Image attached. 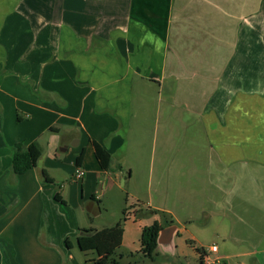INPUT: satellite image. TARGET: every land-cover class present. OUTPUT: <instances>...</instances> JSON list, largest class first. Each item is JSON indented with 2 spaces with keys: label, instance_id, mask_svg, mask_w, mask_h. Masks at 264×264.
Returning <instances> with one entry per match:
<instances>
[{
  "label": "crops",
  "instance_id": "crops-1",
  "mask_svg": "<svg viewBox=\"0 0 264 264\" xmlns=\"http://www.w3.org/2000/svg\"><path fill=\"white\" fill-rule=\"evenodd\" d=\"M263 37L264 0H0V125L24 119L34 125L23 138L5 129L0 139V264H67L75 247L70 233L77 239L82 228L113 225L93 222L112 210L109 198L118 201V214L140 225L135 243L125 220L122 246L138 252L122 260L145 261L142 229L161 216L139 211L162 210L178 223L171 209L138 196L150 189L144 180L131 196L137 201L129 197L135 169L145 168L137 132L161 119L166 88L186 102H170L168 127L195 116L206 130V156L220 162L217 191L236 188L242 173L234 165L248 167V160L264 167ZM194 93L208 97L206 107L190 99ZM148 113L152 124L145 122ZM20 140L37 142L43 154L37 167L15 174L12 146ZM94 141L111 153L112 171L102 167ZM83 150L85 175L77 180ZM43 168L53 182L44 180ZM240 204L232 209L243 227L231 238L249 248L229 254L218 246L214 255L220 264H264V207ZM72 205L90 214L71 223L60 208ZM61 223L72 231L59 234ZM179 233L177 226L158 248L174 251Z\"/></svg>",
  "mask_w": 264,
  "mask_h": 264
},
{
  "label": "rangeland",
  "instance_id": "rangeland-1",
  "mask_svg": "<svg viewBox=\"0 0 264 264\" xmlns=\"http://www.w3.org/2000/svg\"><path fill=\"white\" fill-rule=\"evenodd\" d=\"M18 10L19 12L22 11V6ZM18 27L19 31H21L23 22H20ZM166 89L169 92L164 91L165 97L161 103V119L152 124L153 120L150 114H146L145 122L152 125L148 128H142L137 132L141 139L140 147L143 148V164H145V168L143 167L139 171L135 169L131 183L132 191L129 196L130 199L136 200L131 196H136V188L139 182H141L140 180H144L145 188H147L149 183L150 186L148 187L150 189H144L141 195V192H139L138 196L144 201L152 199L154 205H161L164 208L171 209L174 217L178 221L177 226L180 228V233L175 238L177 247L174 251L165 249L164 247H161V249L158 248V256L154 263L200 264V254L197 250L198 246L209 249L211 245L215 244L222 251H226L229 254L248 249L250 245L248 242L240 243L233 241L231 238L233 233H238L243 227L240 225L243 221L238 217L237 212L232 209V206L234 203L239 204V206L241 205L240 203H243L255 204L261 208L264 207L263 165L259 166V164L248 160L244 161L245 164H248V167H244L241 164L234 165L238 172L242 173L241 178L236 182V188L233 190L226 188L225 190H228L224 193L217 191V182L219 180L217 172L220 167V162L216 159L215 155L214 157L206 156L210 155L207 153L210 147L208 146L207 148L208 144L205 142L207 137L206 130L204 127H200L198 119L195 116L194 119L196 121L192 120L191 123L188 122L185 124L178 123V125L173 124L168 127L165 119V115L167 114L165 110H167L170 102H173V104L177 102L178 106L184 105L186 102L185 98L181 95L175 100L172 97L173 90L170 88ZM153 90L156 92V87ZM215 92L220 94L219 91ZM151 94L156 96V93L151 92ZM195 96L198 97V94H192L190 99L193 98L196 100L197 98ZM199 99L201 100L199 103H203L204 107H206L208 97ZM209 99L222 100L223 97ZM137 102L140 103L137 96H135V105H137ZM221 102H225V99ZM155 104H158L156 100ZM178 110L180 111L181 109L178 108ZM184 113V110H182L179 115ZM1 122L3 123L2 119L0 120V124ZM11 125L9 127L7 123L3 129L0 125V139L5 129L19 132V135L22 137L29 128L34 127L26 119L22 122L16 120ZM19 142L25 144L24 140H20ZM0 163H2V160H0ZM205 173H208L207 177H205ZM55 177L59 179L60 183H63L64 179L62 177L60 178L58 175ZM82 178L77 180H81ZM77 180H75V184L81 182ZM108 180L110 181L111 177ZM113 186L111 185L109 188ZM95 190L97 191L96 195L99 196V184L98 187H95ZM118 193L119 195L121 194L120 189H118ZM105 204L111 207L112 210L105 212L98 220L94 219L93 222L95 225H115L114 223L116 221L121 220L123 224L126 223L121 211L119 214L117 212L116 207L118 201L116 199L109 198L107 201L105 200ZM202 207L204 209L206 207L207 214L205 216L201 214ZM60 210L62 217H67L71 223L75 222L76 218L80 220L82 216L85 217V214H90L76 210L73 205L68 208H60ZM256 211L263 212V209ZM192 216L195 218L198 217V219L195 220ZM169 218L171 219L170 215ZM126 221L127 226H130L133 230L131 233H135L133 235V241L137 243V232L140 225L133 220L132 216L127 217ZM67 231H72V229L68 230L67 225L61 223L59 234H64ZM69 235L75 246L71 250L72 257L70 259L66 258L69 264H85V262L89 264L91 259L97 258L93 251H81L76 242V233H70ZM235 245L240 248L238 249ZM122 249L126 252L125 255H130L131 253L136 254L138 252V250H130L124 245L121 247ZM126 258L122 260L123 264H128V259ZM144 259L151 263L149 258Z\"/></svg>",
  "mask_w": 264,
  "mask_h": 264
},
{
  "label": "trees",
  "instance_id": "trees-1",
  "mask_svg": "<svg viewBox=\"0 0 264 264\" xmlns=\"http://www.w3.org/2000/svg\"><path fill=\"white\" fill-rule=\"evenodd\" d=\"M94 146L96 155L98 156L102 167L105 170L112 171L111 153L97 141H94ZM84 153L85 151L83 150L76 158V164L78 166H81L82 164ZM42 154V148L35 141L31 142L29 145H26L23 142L15 143L12 146L11 161L14 173L22 174L30 168L37 167ZM42 176L46 182L54 181L45 168L42 169ZM56 199L61 200L59 193L56 194ZM138 211H135L136 218L137 215L138 217L140 216L139 212L143 213L144 215L155 213L160 214L161 221L155 220L152 224L146 225L142 229L140 255L141 257L149 258L151 263L137 259L133 262H130L129 264H155L154 262L158 256L157 250L159 246L158 238L160 231L164 227L174 224L175 221L172 218H169L168 212L162 210H151L146 208L145 210ZM125 220H127L126 216H124V221ZM123 235L124 224L121 220L115 225L105 227L101 230L82 228L81 233L77 236L76 241L81 251L95 252L97 258L91 259L92 262L90 261L89 264H123L121 261L125 257V254L121 252ZM66 244L68 247H72L70 245L69 238H67ZM197 250L200 254L204 251V248L198 246ZM130 255L133 256L135 254L131 253Z\"/></svg>",
  "mask_w": 264,
  "mask_h": 264
},
{
  "label": "built area",
  "instance_id": "built-area-1",
  "mask_svg": "<svg viewBox=\"0 0 264 264\" xmlns=\"http://www.w3.org/2000/svg\"><path fill=\"white\" fill-rule=\"evenodd\" d=\"M85 175V170L78 166L73 175L74 178L80 179ZM130 216V215H129ZM218 251V245H212L209 249H205L202 253H200V263L201 264H220L221 258L215 256L214 254Z\"/></svg>",
  "mask_w": 264,
  "mask_h": 264
},
{
  "label": "water",
  "instance_id": "water-1",
  "mask_svg": "<svg viewBox=\"0 0 264 264\" xmlns=\"http://www.w3.org/2000/svg\"><path fill=\"white\" fill-rule=\"evenodd\" d=\"M176 229H177L176 225H170V226L164 227L160 231L158 242L159 243L169 242L172 239V236L175 233Z\"/></svg>",
  "mask_w": 264,
  "mask_h": 264
}]
</instances>
